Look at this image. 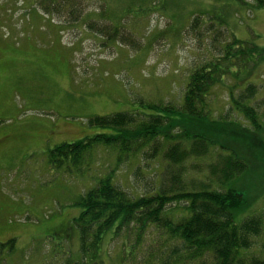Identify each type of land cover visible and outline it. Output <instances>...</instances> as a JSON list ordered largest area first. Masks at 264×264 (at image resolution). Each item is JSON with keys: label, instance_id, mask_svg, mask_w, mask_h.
<instances>
[{"label": "rangeland", "instance_id": "374dc122", "mask_svg": "<svg viewBox=\"0 0 264 264\" xmlns=\"http://www.w3.org/2000/svg\"><path fill=\"white\" fill-rule=\"evenodd\" d=\"M220 15L227 24L213 25L218 39L205 23L190 32L197 16L202 23ZM230 36L264 47V9L236 0H0V63H8L0 69V264L78 263L79 236L57 230L71 226L81 212L78 196L95 184L94 175L114 166L116 154L98 149L96 168L81 177L53 166L50 149L110 132L90 123L96 116L131 111L150 100L181 104L193 68L216 58ZM245 67L250 72L242 70L239 87L258 84L251 105L264 122V63ZM226 83L210 93L212 116L246 124L228 88L239 80L229 75ZM256 136L257 141L225 138L224 150L213 147L185 164L190 188L193 180L211 177L209 167L220 154L259 164L254 175L235 182L250 201L238 222L264 212V134ZM163 166L140 156L125 161L115 179L143 195L156 189ZM137 229L106 237L104 264H146L169 243L165 230L154 225L137 243Z\"/></svg>", "mask_w": 264, "mask_h": 264}, {"label": "trees", "instance_id": "16d2710c", "mask_svg": "<svg viewBox=\"0 0 264 264\" xmlns=\"http://www.w3.org/2000/svg\"><path fill=\"white\" fill-rule=\"evenodd\" d=\"M236 1L264 9V0ZM46 8L50 10L49 5ZM213 18L201 23V17L197 16L190 32L197 31L199 23H205L218 39V29L213 25L222 26L227 22L223 15ZM94 26L105 35L109 33L104 27ZM235 36L229 37L216 58L203 60L193 68L181 104L150 100L140 102L131 111L96 116L90 123L110 132L50 149L53 166L69 173L77 171L81 177L96 168L93 163L98 149L105 148L116 154L114 166L105 174L94 175L95 184L78 196L75 205L81 212L73 217L71 226L62 225L57 230L79 236L82 258L76 264H104L102 247L106 237L136 226L137 243H140L149 225L165 230L169 243L151 253L152 259L146 264H264V240L259 242L264 235V212L242 222L236 218L249 207L250 201L236 188L235 182L254 175L259 171V164L236 155L220 154V161L209 167V180H193L194 188H190L185 179L188 159L209 155L213 147L224 150L228 144L225 138L235 140L240 135L255 138L264 134V122L251 105L257 97L258 84L249 82L239 87L242 70L248 75L250 72L245 65L264 63V47ZM229 75L239 80V84L228 88L232 103L244 115L246 124L212 116L210 93L217 85H227ZM235 88L241 91L237 96ZM140 156L158 159L165 166L156 189L136 195L120 185L115 176L125 161Z\"/></svg>", "mask_w": 264, "mask_h": 264}, {"label": "crops", "instance_id": "0c3cea01", "mask_svg": "<svg viewBox=\"0 0 264 264\" xmlns=\"http://www.w3.org/2000/svg\"><path fill=\"white\" fill-rule=\"evenodd\" d=\"M8 63H0V69L6 68V65ZM13 64H17V63H13Z\"/></svg>", "mask_w": 264, "mask_h": 264}, {"label": "bare ground", "instance_id": "6f19581e", "mask_svg": "<svg viewBox=\"0 0 264 264\" xmlns=\"http://www.w3.org/2000/svg\"><path fill=\"white\" fill-rule=\"evenodd\" d=\"M205 164V163H204Z\"/></svg>", "mask_w": 264, "mask_h": 264}]
</instances>
